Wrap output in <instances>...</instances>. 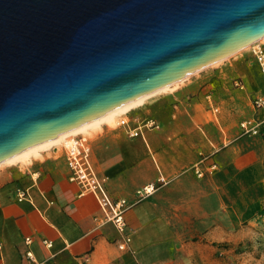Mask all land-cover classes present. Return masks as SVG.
Instances as JSON below:
<instances>
[{
    "label": "crops",
    "instance_id": "0c3cea01",
    "mask_svg": "<svg viewBox=\"0 0 264 264\" xmlns=\"http://www.w3.org/2000/svg\"><path fill=\"white\" fill-rule=\"evenodd\" d=\"M258 96L264 74L254 53L240 51L137 101L119 116L126 125L102 121L80 133L112 198L136 201L140 188L164 180L126 214L125 249L96 197L69 179L62 145L0 165V264H193L199 242L264 214V129L240 127L263 117ZM148 120L158 127H144Z\"/></svg>",
    "mask_w": 264,
    "mask_h": 264
},
{
    "label": "water",
    "instance_id": "95a60500",
    "mask_svg": "<svg viewBox=\"0 0 264 264\" xmlns=\"http://www.w3.org/2000/svg\"><path fill=\"white\" fill-rule=\"evenodd\" d=\"M264 37V0H0V164Z\"/></svg>",
    "mask_w": 264,
    "mask_h": 264
},
{
    "label": "built area",
    "instance_id": "2783aa9c",
    "mask_svg": "<svg viewBox=\"0 0 264 264\" xmlns=\"http://www.w3.org/2000/svg\"><path fill=\"white\" fill-rule=\"evenodd\" d=\"M253 53L260 65L261 71L264 74V50L259 42L253 44ZM237 86L242 85L237 83ZM253 106L256 110L264 109V97L258 96L253 100ZM128 120H120V125H126ZM144 127L155 128L158 125L153 120H148L145 122ZM242 134L244 135H257L264 129V115L261 118H251L242 120L240 123ZM139 130L131 131L130 136H137ZM62 147L65 150L67 157V163L71 171L69 179L73 182H77L83 188L84 192L92 193L102 210L105 213V220L114 224L118 232L123 235V242L120 245L121 249H125L127 245L131 242L130 236L125 234L127 223L126 214L129 210L143 198L152 195L156 190L159 189L160 185L164 183L163 179H158V181L149 183L137 191V200L129 201L126 198H112L105 186V183L97 175L92 161L91 153L92 147L89 140L77 133L72 135L62 141ZM216 165H212V169H215ZM27 195L25 190H19V198L22 199ZM29 242V239H28ZM44 244L47 247H52V242L49 240H44ZM27 257L31 258V253H27Z\"/></svg>",
    "mask_w": 264,
    "mask_h": 264
},
{
    "label": "rangeland",
    "instance_id": "374dc122",
    "mask_svg": "<svg viewBox=\"0 0 264 264\" xmlns=\"http://www.w3.org/2000/svg\"><path fill=\"white\" fill-rule=\"evenodd\" d=\"M262 41L264 39L259 43ZM253 46L245 50L253 53ZM56 145L60 147L62 142ZM18 161L20 160L12 163ZM199 243L201 246L193 251V264H264V214L245 223L244 227L234 229L232 234H227L220 240Z\"/></svg>",
    "mask_w": 264,
    "mask_h": 264
},
{
    "label": "bare ground",
    "instance_id": "6f19581e",
    "mask_svg": "<svg viewBox=\"0 0 264 264\" xmlns=\"http://www.w3.org/2000/svg\"><path fill=\"white\" fill-rule=\"evenodd\" d=\"M264 39V37L261 39V40H263ZM260 40V41H261ZM253 45V44H252ZM252 45H249V46H247L246 48H244L243 50H245V49H248L250 46H252ZM243 50H241V51H243ZM239 53V52H238ZM223 61V60H222ZM222 61H220V62H222ZM220 62H217V63H220ZM217 63H215V64H217ZM214 65V64H213ZM212 66V65H211ZM187 77H189V76H187ZM186 77V78H187ZM185 78V79H186ZM184 79H182V80H180V81H178V82H176V83H174L175 85H177V83H179V82H181V81H183ZM174 84H172V85H174ZM167 88H169V86L168 87H166V88H163V89H161V90H159V91H157V92H155V93H159V92H161V91H164V90H166ZM154 93V94H155ZM151 95H153V94H151ZM150 95H148V96H145V97H143V98H141V99H139V100H137V101H143L145 98H147V97H149ZM137 101H134V102H132V103H129V104H126V105H124V106H122V107H120V108H118V109H115V110H113V111H111V112H109V113H107L106 115H104L103 117H101V118H99V119H96V120H94V121H92V122H89V123H87V124H84L83 126H81V127H79V128H77V129H74V130H72V131H69V132H67V133H65V134H63V135H60V136H58L57 138H55V139H52V140H50V141H48V142H45V143H42V144H40V145H38V146H35V147H33V148H31V149H29V150H27V151H25L24 153H22L21 155H18V156H16V157H14V158H12V159H10V160H8V161H6V162H4V163H8V162H11V161H14L15 159H17L18 157H20V156H23L24 154L26 155V154H28V152L29 151H33V150H36V149H38V148H40V147H48V146H52V145H56V144H58L59 142L61 143L63 140H65L66 138H68V137H70V136H72V135H75V134H77V133H82V132H89L90 134H91V130H93L92 128H94V127H96L99 123H101L102 121H106L111 127H115V126H118V124H119V116L120 115H122V113L123 112H125L127 109H129L130 107H133V105L135 104V103H138ZM27 158V157H26ZM4 163H2V164H4ZM2 164H0V165H2Z\"/></svg>",
    "mask_w": 264,
    "mask_h": 264
}]
</instances>
